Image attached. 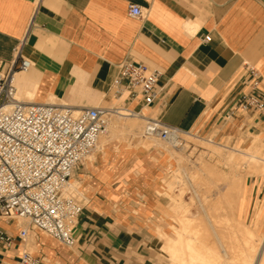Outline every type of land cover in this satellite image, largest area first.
Wrapping results in <instances>:
<instances>
[{"label":"crops","instance_id":"0c3cea01","mask_svg":"<svg viewBox=\"0 0 264 264\" xmlns=\"http://www.w3.org/2000/svg\"><path fill=\"white\" fill-rule=\"evenodd\" d=\"M131 5L144 16L132 17ZM19 50L34 65L18 75L19 93L29 90V102L118 107L212 142L244 149L257 146L256 137L264 143V112L236 108L247 67L261 74L264 95V0H0L1 70L18 60ZM126 61L161 72L151 106L127 94L114 98ZM165 155L123 142L97 151L73 175L87 201L76 245L33 232V255L42 264H173L161 237L154 259L138 255L167 212L153 195L162 194L157 181L168 165ZM138 179L153 182L141 190V202L126 187ZM241 196L240 221L247 225L253 217L249 228L257 229L264 220V176L247 177ZM0 227L17 235L14 223L0 221ZM21 251L18 244L0 250V264H12Z\"/></svg>","mask_w":264,"mask_h":264},{"label":"built area","instance_id":"2783aa9c","mask_svg":"<svg viewBox=\"0 0 264 264\" xmlns=\"http://www.w3.org/2000/svg\"><path fill=\"white\" fill-rule=\"evenodd\" d=\"M129 13L136 18L144 16L138 5H131ZM210 40L205 37V42ZM17 58L8 69H0V221L14 223L17 229L14 236L0 227V250L18 244L22 251L12 264H42L28 250V239L33 232H42L66 247L76 245L75 230L87 202L71 180L76 169L98 151L118 107L76 109L62 103L19 100L17 74L34 65L20 50ZM246 71L236 108L263 113L262 76L254 67ZM160 76V71L147 64L126 61L121 65L114 98L120 100L127 94L151 106L159 97ZM144 134L181 145L184 133L147 119Z\"/></svg>","mask_w":264,"mask_h":264},{"label":"bare ground","instance_id":"6f19581e","mask_svg":"<svg viewBox=\"0 0 264 264\" xmlns=\"http://www.w3.org/2000/svg\"><path fill=\"white\" fill-rule=\"evenodd\" d=\"M19 74H17V88H19L18 86ZM20 96L21 97L23 96L25 99L28 100L26 101L22 100L23 97L20 98ZM29 97H31L32 99V95L29 93V90H25L21 94L19 93L18 90L17 98L19 100L29 102L30 100ZM115 114H116L115 116H117V118H120L121 120H123L122 118H126L125 119L126 121L122 122L119 121V119L115 120V123H113L114 125L112 130L109 127V133L101 138V142L98 147V151H100L101 153H104L105 148L111 142H113V138H118L122 132L126 130H134L136 128L139 129L140 122L138 120L146 121L145 119H142L138 114H133L131 113V111L127 109H118ZM130 117H134L137 119H132ZM189 135L195 137L192 134ZM195 138H199V137H195ZM199 139L203 140L202 138ZM256 140H259V138L256 137ZM210 143H213V145L211 146L209 145L208 150L211 151L212 153L217 154L221 158V160L223 159L226 162V164L231 165L230 167H235V165H239V164L242 165V163L247 159H259L255 154L259 152L257 151V149L260 148H258L255 144L248 149L242 150V149L229 148L226 144H221L218 142L211 141ZM176 144L179 145L180 142H177ZM223 149H228L229 152L225 153ZM169 153L170 152L168 151V153L165 154L171 157V154ZM183 156L179 157L178 160L179 162L177 161L180 165L185 162ZM94 157L95 156L93 155L90 157V159L91 158L93 159ZM174 159L177 160V158L175 157ZM185 166H181V169H183L184 171H186ZM198 166H199L198 167L199 169L197 168L198 173L199 172L204 173V177L205 175H207L208 177L206 178L210 179L211 183L220 184L221 182H223L222 184L225 185V189H224L225 193L223 192L224 196L223 195L222 197L216 196L218 198L214 196L216 199L212 203H210V200L212 199L211 197L210 198L208 197V200H206V197L203 196L205 198L204 201L206 204L205 203L203 204L201 202L202 199L200 200L202 206L204 207L205 217L209 224V228L211 229V232L199 228V225L196 223L194 219L187 217L184 214L182 215L166 214L164 216L162 224L159 225L156 230L158 236L161 237L165 242L163 246L164 252L167 254V256L169 257V259L173 264H264V245L263 248L261 247L262 250L259 253L257 260L255 259V256H257L258 254V250L261 245L262 239H259V235L258 233H256L255 229L249 228V226L245 225L242 221L236 219V217L233 216L236 214L238 208H240L239 206H241L242 203L241 195L243 193V189L246 183V180L243 176V172L241 171L240 173H237L238 170V166H237L236 172L233 171L235 174L233 175L232 172V176L230 177L231 172L229 173V175H227L218 168L217 164H210L205 160L201 161ZM201 176H199L201 179L198 177L201 182L200 185L212 186L210 183H206L207 181L205 180V178ZM192 178L195 180L194 177ZM79 183L80 182L74 178L73 181L71 180V184L73 188L79 186ZM77 188L80 189V187ZM211 189L213 188L211 187ZM195 193L197 199L199 200L200 194H198L197 191H195ZM208 193H210V191ZM181 201H182L181 198L178 199L177 201L178 204H181ZM205 206H208V208L205 209ZM168 221H170V223ZM169 229L172 232H170ZM210 234L213 235V239L209 237ZM255 260L257 261L256 263Z\"/></svg>","mask_w":264,"mask_h":264},{"label":"rangeland","instance_id":"374dc122","mask_svg":"<svg viewBox=\"0 0 264 264\" xmlns=\"http://www.w3.org/2000/svg\"><path fill=\"white\" fill-rule=\"evenodd\" d=\"M22 97L20 96V98H22ZM29 99L31 100V97H29ZM22 100L26 101L28 99H25L23 97ZM51 102H56V101H51ZM130 118L137 119L134 117H130ZM118 119H119V121H122V122L126 121L125 120L126 118H122L124 120L123 121L120 118H117V116L113 117L111 124H110L111 130H112L113 125H114L113 123H115V120H118ZM138 121L140 122L139 123V129L136 128L134 130L124 131L121 133V135H119V137L121 139L119 137L113 138V142H115L116 144L121 143V142L128 143L129 145L145 147L146 149L160 151L162 153H168V151L170 152L169 154H171V157L168 155H165V159L168 158V160H167L168 165L165 167L163 178H161L160 180L157 181V184H159V186H157V188H158L159 192H161L162 194L157 193V192L153 194L155 196V198L159 199L167 207L166 208L167 212H164L162 214L161 221H163L164 216L166 214H171V215H174V214L175 215H182V214H184L187 217L194 219L196 221V223L199 225V228H202L204 230L211 232V229L209 228V224H208L206 217H205L204 207L202 206L201 202L203 204L205 203L204 197H206V200H208V197L209 198L211 197L212 199L214 198L213 200L209 199L210 203L215 201L216 198L222 197L224 189H225V185L222 184L223 182H221V183L219 182L220 184L211 183L210 179L206 178V177H208L207 175H205V177H204V173H202V172L198 173V169H199L198 165L200 164L201 161L205 160L206 162H208L210 164H217L218 168L221 171H223L225 174L229 175V173L231 172L230 177L232 176L233 171L236 172L237 166H238V170H239V171L237 170V173H240L242 171L245 180L247 179V177H251V176H264V143L260 142L259 140H256V138H255L254 142H257V144H258L257 147L260 149H257V151H259V152H257L255 155L259 159H247L248 161L247 160L244 161L242 163V165L239 164V165H235V167H230L231 165L226 164V162L223 159L221 160V158L217 154L212 153L211 151L208 150L209 145L210 146L213 145V143H210L208 141V139H206V140L203 139L204 140L203 141V140H200L199 138L192 137L189 134H181V136H180V141H182L181 145H175L171 142L163 141L160 138H158L157 136H150V137L145 136L144 129H145V126L147 124V121H143V120H138ZM111 130H110V133H111ZM126 137H127V139H126ZM118 139H120V140H118ZM109 140H111V139H109ZM206 142H208V143H206ZM226 145L229 148L245 150L244 148H239L238 146H232L230 144H226ZM193 151H194V153H193ZM223 151L225 153L229 152L228 149H223ZM180 156L181 157L183 156V159L185 162L182 164H185L186 166L182 165V164L180 165L178 163ZM174 157L177 158V160H175ZM160 158L161 157L157 158V160H159V162L162 165H164L165 161L161 160ZM91 160H93V159L91 158L90 161ZM218 160H220V161H218ZM216 161L219 163H217ZM221 161H224V162H221ZM196 163H197V165H196ZM244 163H245V165H244ZM137 166L138 165L136 164L135 167H137ZM181 166H185L186 171L181 169ZM226 166H228V167H226ZM234 168H236V169H234ZM193 171H194V173H193ZM234 172H233V175L235 174ZM196 175H198V176H196ZM146 176H148V175H146ZM195 176H196V178H195ZM199 176L205 178V180L207 181L206 183H210L212 186L200 185L201 184V182H200L201 178ZM192 177H194L195 180ZM140 178H143V177H140ZM197 179H199V180H197ZM72 181H73V178H72ZM126 183H127L126 184L127 191H129V193L133 194L134 196L136 195V193L138 194V195H136V197H134L135 199L130 197L132 199V201L141 202L142 197L139 195L141 190L150 187V184L153 182H152V180L138 179V180L127 181ZM217 185H218V187H217ZM77 187H80V191H83L80 183H79V186H77ZM195 187H197V188H195ZM211 187L213 189H211ZM204 189H206V190H204ZM131 190H132V192H131ZM195 191H197L198 194H200L199 200L197 199ZM209 191H210V193H208ZM209 194L210 195L213 194V195L210 196ZM214 196L215 197L218 196V197L215 198ZM180 198L182 199V201H181V204H178L177 201ZM200 200H201V202H200ZM242 201H243V198H242ZM206 208H208V206H205V209ZM233 216L236 217V219L240 220V208H238V211ZM168 222L170 223V221H168ZM252 224H253V217L250 221L247 222L248 226H252ZM12 228H14V226ZM255 230H256V233H258V235H259V239H262L261 245H260L259 250H258V254H257V256H255V259L257 260L259 253L261 252L263 245H264V243H263L264 242V220L258 221L257 229H255ZM169 231L172 232L170 229H169ZM154 236L155 237H154V239L151 240V243H147L144 245V247L142 249H139L140 252L138 255L140 257L142 256L141 259H143L144 257H147V256L152 257V259H154V255H156V256L158 255L159 250L162 246V242L159 239L157 231L154 234ZM209 237H211L213 239L212 234H210ZM214 240H215V238H214ZM27 248H28V250L32 251L31 249H29V239L27 242ZM162 256H165V255L162 254ZM164 260L168 264L167 259H164ZM256 260H255V263L257 262ZM105 263L110 264L111 261L107 260Z\"/></svg>","mask_w":264,"mask_h":264}]
</instances>
